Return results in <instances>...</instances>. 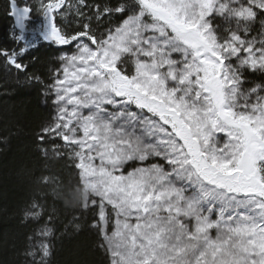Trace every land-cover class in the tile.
I'll return each mask as SVG.
<instances>
[{
  "label": "snow or ice",
  "instance_id": "6c2138e0",
  "mask_svg": "<svg viewBox=\"0 0 264 264\" xmlns=\"http://www.w3.org/2000/svg\"><path fill=\"white\" fill-rule=\"evenodd\" d=\"M6 11L15 47L0 60L50 102L36 151L76 176L67 224L46 195L25 205L27 264H51L55 232L83 230L86 214L104 264H264V0H8ZM45 45L58 54L47 75L34 71Z\"/></svg>",
  "mask_w": 264,
  "mask_h": 264
},
{
  "label": "trees",
  "instance_id": "16d2710c",
  "mask_svg": "<svg viewBox=\"0 0 264 264\" xmlns=\"http://www.w3.org/2000/svg\"><path fill=\"white\" fill-rule=\"evenodd\" d=\"M7 2L0 0V48L15 47ZM64 22L76 24L70 16ZM35 55L40 60L34 71L47 75L57 53L45 45ZM25 62H29L27 57ZM14 77V70L9 71L0 60V264H27L26 236L34 225L24 220L23 210L32 197L46 195L49 210L56 209L62 224L70 220L71 210L63 188L69 181L66 160L52 152L41 159L34 143L40 125L49 116L42 104L43 89L36 84L18 87ZM40 176H53L56 181L45 188L36 182ZM96 244V236L86 228L75 232L71 226L67 231L60 226L55 232L51 264H104Z\"/></svg>",
  "mask_w": 264,
  "mask_h": 264
},
{
  "label": "rangeland",
  "instance_id": "374dc122",
  "mask_svg": "<svg viewBox=\"0 0 264 264\" xmlns=\"http://www.w3.org/2000/svg\"><path fill=\"white\" fill-rule=\"evenodd\" d=\"M58 55V54H57ZM57 55H55L53 58V61L57 58ZM53 67V66H52ZM52 67L50 68V70L52 69ZM43 91V90H42ZM42 104L44 105V107L48 110V112L50 113V107L49 104L50 102H46L45 101V97L42 96ZM66 163L68 164V168H69V181L67 183L66 186H64V190L67 192V202H68V206L71 208L70 210V220L72 219V215H73V209L77 207V199H76V194L73 193L71 196L68 195V193H71L73 191V187L76 184V176L74 171L71 169L70 165V161L66 160ZM75 215L79 216V213H75ZM78 223H81L84 225L83 228H86L88 231H90V233L94 234V232H92L88 227L87 224L90 223V220L87 218V214L85 215V217H82L79 221H77ZM95 235V234H94ZM97 240V238H96ZM102 253V252H101ZM103 256V254H102ZM104 257V256H103Z\"/></svg>",
  "mask_w": 264,
  "mask_h": 264
}]
</instances>
